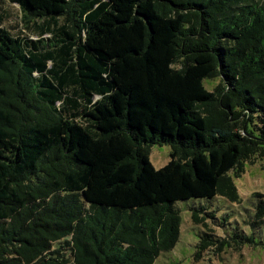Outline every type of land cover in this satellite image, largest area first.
I'll return each instance as SVG.
<instances>
[{
  "label": "trees",
  "instance_id": "obj_1",
  "mask_svg": "<svg viewBox=\"0 0 264 264\" xmlns=\"http://www.w3.org/2000/svg\"><path fill=\"white\" fill-rule=\"evenodd\" d=\"M11 1L29 32L0 21V264H152L176 201H239L264 157V0ZM246 240L208 228L195 256Z\"/></svg>",
  "mask_w": 264,
  "mask_h": 264
},
{
  "label": "rangeland",
  "instance_id": "obj_2",
  "mask_svg": "<svg viewBox=\"0 0 264 264\" xmlns=\"http://www.w3.org/2000/svg\"><path fill=\"white\" fill-rule=\"evenodd\" d=\"M0 21L16 32L28 29L20 23L21 13L18 5L11 0H0ZM205 86L212 88L213 83L204 81ZM168 144H153L149 151V160L155 168H159L169 160ZM239 193V201L231 202L221 196L209 201L202 198H191L175 202L179 211V235L173 248L160 252L152 264H264V221L259 222L254 216L255 206L264 199V157L253 163H246L240 176L233 177ZM258 193L263 196H259ZM205 205L213 210L217 218L216 225L206 219L207 226L195 224L191 220L192 206ZM264 218V217H263ZM212 228L215 235L232 236L235 231L244 234L248 240L239 244L230 242L221 251L209 249L195 256L196 244L201 231Z\"/></svg>",
  "mask_w": 264,
  "mask_h": 264
}]
</instances>
